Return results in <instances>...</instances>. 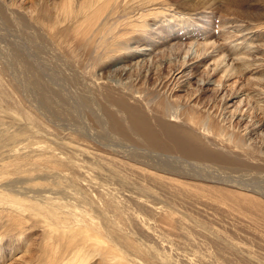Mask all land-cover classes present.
<instances>
[{
    "label": "bare ground",
    "instance_id": "obj_1",
    "mask_svg": "<svg viewBox=\"0 0 264 264\" xmlns=\"http://www.w3.org/2000/svg\"><path fill=\"white\" fill-rule=\"evenodd\" d=\"M41 3L39 10L35 9L39 15L35 23L46 27L52 42L58 46L68 44V47L78 43L77 48H70L76 57H80L78 51L83 49L82 45H92L97 58H103L98 66L104 59L115 58L113 65L128 58L136 59L121 68L123 76L130 77L135 70L142 74L146 64L153 62L154 47L158 43L148 44L154 51L145 54L146 48L140 49L143 42L140 36L144 33L155 36L151 31L156 34L158 30H169L168 37L160 39V42L167 43L161 45L185 51V54L183 58L176 54L178 57L173 59L176 70L172 68L165 80L156 82L157 93L169 95L179 79L188 75V58L200 57L212 47L217 51L214 43H172L170 36L176 24L192 23L193 20H186L185 16L184 22L178 18L179 15L172 13L164 0H64L56 10H49L48 6L44 10ZM20 9L14 0H0V25L6 24L4 17L16 23L22 14ZM157 10L163 13L154 14ZM167 13L170 22L159 21ZM32 22L28 23L33 25ZM200 27L206 29L204 24ZM96 33L102 37V42L94 40L90 43L95 38L90 39V36ZM130 41L138 44L133 47ZM99 48H103V54L98 57ZM224 54L214 67L227 79L237 72L236 63L244 66L250 59L248 54L244 57L237 54L235 60L228 62ZM149 66V72H153L152 64V68ZM2 76L3 70L0 69V105L5 103L6 92V88L1 91ZM89 76L93 78L91 88L103 89L96 82L102 78L99 79L94 72H89ZM144 77H138L130 86H137ZM119 95L116 103L106 101L116 107L122 120L110 112L100 114L99 118L120 142L128 140L130 134L134 135V145L126 144L127 150L119 147L121 156L108 150L96 151L91 142L80 140H94V137L87 136L89 133L86 136L71 134L72 138L65 141L52 139L54 136L58 139L56 133L37 115L27 111L18 99L13 98L11 102L15 107L3 110L5 114L0 108V155L5 154L0 157V226L11 228L17 221L24 223L30 217L42 220L49 239L64 242L62 247L54 244L55 254L59 256L55 257L53 264H89L97 256L103 264H171L170 260L179 264H264V188L252 182V178L258 176L254 174H261L260 170H264V145L259 146L258 152L252 147L255 128H245L237 142H232L234 131L221 127L216 129V138L209 139L213 127L210 116L201 121L191 112L181 120L180 108L173 105L161 115H155L156 125H153L151 118L142 113V106L152 112L149 102L145 104L138 98H127L124 93ZM130 100L135 104L130 105ZM228 126L232 129L241 127L238 123L235 125L233 119ZM124 128H128V133ZM223 137H227L230 143L225 149L228 151L222 148L226 145L221 147L222 144L216 142ZM89 154L105 160L86 169L80 162L87 163L82 158ZM117 161L128 166L130 172L127 173V168L126 174L117 171ZM233 169H242L247 174L241 172L243 176L236 177L227 173ZM101 176L107 179L106 182L100 181ZM111 178L123 180L132 188H112ZM179 201L183 205L179 207L185 208L184 211L178 208ZM220 209L229 215L227 218L230 222L232 220L233 229L247 224L253 233L240 236L222 223L217 224L221 216L215 218L209 210H214L215 214Z\"/></svg>",
    "mask_w": 264,
    "mask_h": 264
},
{
    "label": "rangeland",
    "instance_id": "obj_2",
    "mask_svg": "<svg viewBox=\"0 0 264 264\" xmlns=\"http://www.w3.org/2000/svg\"><path fill=\"white\" fill-rule=\"evenodd\" d=\"M37 1L14 0L22 11V14L19 16V22L16 21L15 23V21H11V19L4 17L6 24L0 25V69L3 70V76L1 77V82L3 81V90L1 89V91L4 92L6 90V92H4L5 96L3 97L5 103L0 105L2 111L8 110L9 108L13 109L15 105L11 101L18 99L27 111L37 115L44 125L50 127L54 134L56 133L58 139H56L55 136H51V138L53 137L52 139L65 141L66 139L72 138L71 134L86 136L87 133H89L87 136L94 137V140L83 138H80V140H84L87 143L91 142L90 145L92 147L96 146L94 147L96 151L108 150L112 151L114 154H120L121 156L122 153L119 147L122 146L121 149L125 150L124 147H127L126 144H128V146L134 145L132 143L135 142L133 138L134 135L130 134L128 137L129 139L124 140L126 143L123 140L121 141L124 143L120 142L115 135H112L113 133L109 130L110 128L107 127V124L100 119L99 116L102 113L110 112L116 119L122 120V116L117 112L116 107L110 106L107 101L111 100V102L116 103L118 95L124 93L127 98L129 96L130 98L133 97V99L138 98L141 103L145 104L149 102L152 112L148 111L145 106H142L144 109H142V113L151 118L150 121L153 125H156L155 115H161L165 109L168 110L170 106L174 105L176 107L178 106L181 110L179 111L181 120L186 119L191 112H194L197 119L201 121L204 120L206 116H210L213 127L208 134L209 139H212V136H214L213 138L215 139L216 129L221 127L234 131L235 134L232 136V142H237L238 139L241 138L240 136L246 131L245 128L249 130L255 128L256 133L253 132V136L251 137L252 147L256 150L254 151L258 152L260 149L259 146L262 147L264 145V138L262 137L264 136V0H164L168 9L171 10L172 13L175 12L177 13L176 15H179L178 18L183 19V21L186 17V20L189 18L193 20L192 23H188L185 20V23L176 24L175 31L170 36V38L173 39L171 40L173 41L172 43H197L201 45L214 43V47H217V51H214L216 48L212 47L206 52L207 54H202L200 57L192 56L188 58L189 61L186 65V67H188V75L182 79L178 77L179 85L177 84L175 89L169 92V95L163 94L162 92L157 93L155 84L158 80H165L168 72L172 68L176 70L175 67H177V65L173 62L174 57H178L181 54L180 56L183 58L185 54V51L172 50L167 47V45H161L162 43H167L160 42V39L167 38L168 34H170L169 30L167 32H160L158 30L156 34L151 31V33H153L152 35L155 36H149L145 33L142 34L143 36H140V38L143 42L140 43V49L146 48L145 50H147V53L145 54H149V51L152 53L154 51L151 49L153 47L148 46V44L158 43V45L154 47L155 55L152 58L154 63H147L144 67L145 69L143 68L142 74H140V71L135 70L130 77L126 75L123 76L121 68L134 63L136 59L128 58V60L120 61L114 65L112 63L115 61V58L111 60L104 59V65L100 64V66H98L101 62L100 59L103 58H97L92 45L88 47L82 45L83 49L78 51L80 57L74 56L70 48L76 47L78 43H74L70 47H68V44L58 46L48 37L49 32L45 29L46 27L43 28L42 24L39 25L35 23V19L39 17L36 13H38V6L42 4L41 2H43V6L45 7L44 10L47 9V6L49 10H56L60 2L63 4L64 0ZM32 3L33 5H31ZM36 8L38 10H35ZM192 10L196 11L193 12ZM31 11L34 12L32 13ZM154 12L156 15L158 12L163 13L162 10ZM26 13L27 15H25ZM195 13L197 15L194 17ZM168 15L170 16V14L167 13V16L160 17V20H158H164L167 24L170 22ZM202 16H206V18H200ZM28 18L32 20L30 21ZM28 22L30 24L32 22L33 25H30ZM34 23L37 24V26H35ZM203 24L206 26L205 30L200 27ZM229 34L231 36H229ZM93 36H95V38L91 40L90 43H94V40L102 42V37L98 33L90 36V39H92ZM247 38L249 39L248 41H246ZM135 41H130L129 44L135 47V45L138 44H136ZM234 46L238 47L235 48ZM102 49L103 48L98 49L100 51V53L98 51V57L103 54ZM251 49H253V51ZM222 54L227 56L228 62H232L233 59L235 60L238 55L239 57H244L248 54L250 59L248 58L249 60H247L244 66L242 65L243 63H236L237 72L227 79L221 70L215 69L216 67H214ZM162 63L163 66L161 65ZM149 65L153 72H149ZM89 72L96 73L99 79L102 78L96 82L99 86H102L103 89L97 90L91 88L90 84L93 78L89 76ZM154 73L156 74L154 75ZM138 77L144 78L137 86H130ZM202 79L204 82L200 83ZM137 94L139 95L137 96ZM141 96L143 97L140 98ZM132 101L134 100L129 101L130 105L135 104V102ZM253 106L254 108H252ZM257 107L258 109H256ZM259 108H261L262 111H260ZM241 116L244 117L243 120ZM232 119L235 125H237V123L241 125L239 129H232V127L230 128L228 126ZM5 120L9 121L8 118H5ZM224 120L226 121L224 122ZM60 127H62V129ZM52 129H56L57 131ZM127 129L128 128H124L128 133ZM70 130L73 132L71 131L72 133H70ZM67 131L70 134H68ZM66 134L70 137H67ZM226 134H228V132ZM227 137L219 138V140L216 141L218 144H222L221 147L226 145L222 147L223 150L230 146V143L227 142ZM218 147L221 148L220 146ZM1 151L2 150H0V153ZM3 155L1 154L0 157ZM82 159L88 161L87 163L80 162L86 169L92 168V164H101V162L105 160V158L96 157L92 154L84 156ZM109 159L113 160L114 158ZM119 162H115L117 171L126 174L127 170H129L127 172L129 173V167ZM122 165H125L124 168ZM118 167H121V170H119ZM86 169H82V171H86ZM227 171L225 172L228 174L230 172L236 177L241 176V172H245L242 169ZM260 171L261 174L250 172L251 174L255 173L254 175H258L252 178V182L254 185L264 188V170ZM100 179L101 182H106L107 180L103 176H101ZM114 180L117 182H114ZM109 181V183H112V188L115 187L121 190L123 188H132L129 184L123 182V180L111 178ZM120 183L124 186H121ZM77 198L80 197L77 196ZM180 205L182 204L179 201L177 204L179 209ZM181 209L184 211L185 208ZM213 211L214 210H209L211 213L210 215L215 218L221 216L220 218L224 220L223 222L220 218V220L217 219V224L222 223L221 225L228 227L230 231H236L240 236H250L248 233H253V230L248 227L250 225L247 224L244 227L238 226L237 230L233 229L232 220L231 222L229 221L230 219L228 220L229 215L227 213L222 212L221 209V213L217 211V213L215 212L214 214ZM30 212L32 213V211ZM4 220L8 221L7 219ZM247 228L249 230H247ZM55 243H57L59 247L64 245V242L60 239H49L44 222L38 218L30 217L24 223L17 221L11 228L0 226V264H53L55 257L59 256V254H55ZM170 263L179 264L174 260H170ZM89 264H103V262L102 259L97 256L94 257Z\"/></svg>",
    "mask_w": 264,
    "mask_h": 264
}]
</instances>
